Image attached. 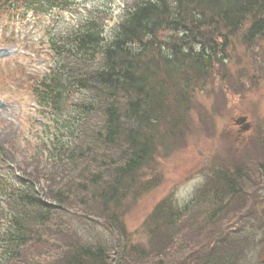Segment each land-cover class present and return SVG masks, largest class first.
I'll return each mask as SVG.
<instances>
[{"label":"trees","instance_id":"trees-1","mask_svg":"<svg viewBox=\"0 0 264 264\" xmlns=\"http://www.w3.org/2000/svg\"><path fill=\"white\" fill-rule=\"evenodd\" d=\"M59 1L66 0H0V16L18 4L48 9ZM130 10L107 41L94 18L65 38H48L53 69L28 89L38 115L53 124L51 136L18 146V176L0 172L5 264H237L230 253L205 251L220 230L201 246L189 241L214 225L224 207L217 200L207 198L216 207L204 221L185 222L186 209L168 195L144 220V243H132L124 218L159 187L156 160L181 150L193 86L224 69L236 43L263 38L264 0H136ZM87 92L92 99L58 127L72 97ZM93 115L98 124L86 125ZM0 153L1 163L12 161ZM215 177L236 196L235 175L218 170ZM68 212L77 221L95 218L112 244L100 234L82 243Z\"/></svg>","mask_w":264,"mask_h":264},{"label":"rangeland","instance_id":"rangeland-1","mask_svg":"<svg viewBox=\"0 0 264 264\" xmlns=\"http://www.w3.org/2000/svg\"><path fill=\"white\" fill-rule=\"evenodd\" d=\"M135 1L66 0L48 9L18 4L13 13L0 16V150L5 157H13L9 161L12 164L0 162V172L14 171L15 177L18 176V166L22 168L20 164L24 163L18 146L36 144L35 141L51 136L53 124L38 115L39 109L28 89L34 79L53 69L48 38H65L84 20L94 18L103 27L107 41ZM193 89L182 148L166 159L156 160L161 183L131 207L124 218L126 233L132 243H144L147 236L142 224L168 195L176 208L186 209L182 216L185 222L196 216L204 221L217 200L224 207L213 220L214 225L206 227L198 237L192 235L189 241L201 246L220 230L207 242L205 251L230 253L237 264H264V36L250 47L236 43L226 67ZM89 99H92L90 92L74 95L69 101V114L58 120V127L76 114V105ZM49 114L44 113L47 118ZM239 117L247 118V131L241 130L244 124L234 125ZM98 121L93 115L86 125ZM1 158L0 153V161ZM218 170L238 179L235 197L215 177ZM207 198L215 202H208ZM62 214L57 213V217ZM66 215L82 243L93 242L100 234L102 241L112 244L95 218L91 222L77 221L71 212ZM7 228L2 220L0 234H5ZM193 258L192 252L185 257L188 262ZM0 264L5 263L0 259Z\"/></svg>","mask_w":264,"mask_h":264},{"label":"water","instance_id":"water-1","mask_svg":"<svg viewBox=\"0 0 264 264\" xmlns=\"http://www.w3.org/2000/svg\"><path fill=\"white\" fill-rule=\"evenodd\" d=\"M247 118L246 117H239L234 121V125L240 126L241 124H244L243 128H241L242 131H247L249 129L248 124H246Z\"/></svg>","mask_w":264,"mask_h":264}]
</instances>
